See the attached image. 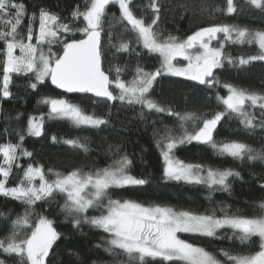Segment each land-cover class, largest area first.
<instances>
[{
	"label": "snow or ice",
	"instance_id": "obj_1",
	"mask_svg": "<svg viewBox=\"0 0 264 264\" xmlns=\"http://www.w3.org/2000/svg\"><path fill=\"white\" fill-rule=\"evenodd\" d=\"M84 7L76 5L70 13L71 22H64L58 13L42 5H33L29 13L28 6L22 0H0V100L12 98L10 90L13 75L24 76L29 80L28 87L36 90L46 80H50L59 89L68 93H93L96 98L121 105L141 109L138 114L145 119V112L166 114L176 118V125H163L156 128L153 121L154 138L163 158L161 180L165 182H183L201 185L208 189L211 200L215 192L233 191L235 180L244 181L240 171L219 169L203 164L188 163L175 155V150L195 142L211 148L218 156L231 157L241 163L259 161L264 164V147L253 148L240 140H217L218 125L226 117H235L245 134L254 133L257 128L264 131V92L250 91L234 84L224 82L215 75L217 70L243 67L254 61H264V29L250 30L234 24H210L200 27L185 39L163 36L155 30L160 20L161 4L159 0H150L148 7L153 11L150 22L143 16L137 17L133 11V0H83ZM248 3L264 13V0H248ZM116 5L120 11L118 22L124 25V31L134 33L137 45L146 49L145 55L158 54L159 67L146 70L137 63L131 80L121 79L127 65L115 66L114 77L103 68L105 57L104 41L117 53L133 52L132 42L118 40L113 42L112 24L108 30L105 21L110 6ZM226 12L236 13L234 0H226ZM181 7H187L182 5ZM215 11H223L216 9ZM113 19H116L115 14ZM25 17L29 22L23 25ZM82 23L83 26H74ZM23 25V28H22ZM77 34L81 38H76ZM222 34V35H221ZM213 41L217 46H213ZM224 42L232 44H256L258 53L245 58H233L224 51ZM58 47L59 52L53 51ZM19 50V55H17ZM139 58L140 53H136ZM177 57H183L187 63L178 66ZM165 75L186 77L208 89L223 87L226 96L216 93L218 107L222 111L206 113L202 117L195 113H180L165 106L152 97L158 78ZM115 88V94L113 91ZM49 105L47 119H68L77 128L100 129L109 126L107 117L86 114L78 105L65 99L44 97L40 101ZM259 109V118L252 109ZM17 113L15 119H19ZM45 116H30L26 131H16L18 143L0 144V196L12 198L24 205L23 214L14 219L9 213L0 212V218L9 221L6 236L0 238V255L15 258L16 264H48L53 246H58L62 234L57 231L54 221L47 216L35 213L40 203L55 200L57 195L64 196L61 211L65 219H71L77 230L82 224L102 230L107 234L101 244L95 245L112 257L110 264H264V198L253 204L254 214L244 215L239 210L232 211L231 205L198 213L188 209H178L166 204H144L133 199H113L115 190H135L137 186L152 182L151 174L137 177L132 174V159L123 152L120 145H111L109 151L112 163L103 168L90 171L74 169L67 174L53 173L55 179L48 180L43 165L28 164L22 169V177L14 186H9V177L13 167L22 156L33 154L23 147L25 136L42 137L44 135ZM189 121L197 125L189 131ZM7 134L8 129H4ZM53 141H57L55 136ZM63 143L73 149L88 152L87 137L66 139ZM51 172V170H48ZM37 179L39 183L37 184ZM264 190V184L261 185ZM99 211V215L89 216V210ZM219 211L220 215H217ZM33 214L38 216L32 224ZM218 232L227 233L228 239L239 241L249 247L257 241L259 250L233 252L220 249L219 254L204 247L181 239L178 233H190L194 236L223 238ZM54 254V252H53ZM77 264H81L79 253H70ZM123 257V259H121ZM0 264H7L0 259ZM91 264H104L96 260Z\"/></svg>",
	"mask_w": 264,
	"mask_h": 264
},
{
	"label": "trees",
	"instance_id": "obj_2",
	"mask_svg": "<svg viewBox=\"0 0 264 264\" xmlns=\"http://www.w3.org/2000/svg\"><path fill=\"white\" fill-rule=\"evenodd\" d=\"M28 6L29 13L34 11L33 5H42L58 13L64 22H71L70 13L76 5L81 9L84 7L83 0H22ZM150 0H133V11L137 17L143 16L146 23L153 17V11L148 7ZM161 4L160 20L155 26V30L163 36L169 34L181 39L191 35L200 27L210 24H234L240 27H247L250 30L264 29V13L248 3V0H234L237 12L228 14L226 12V0H159ZM186 5L187 7H181ZM221 9L223 11H215ZM115 14L116 19H113ZM120 11L118 6L113 5L108 9V16L105 21V29L108 30L109 22L112 24L113 42L126 40L132 42L133 52L117 53L115 49L109 47L107 40L104 41L105 57L103 68L109 73L110 78L114 77V67L119 65L127 70L121 79L131 80L133 70L137 63L146 70H154L159 67L158 54L145 55L146 49L142 50V45L135 43L134 33L124 31V25L118 22ZM28 18L25 17L23 25H27ZM22 25V28H23ZM74 26L81 27L82 23ZM222 35V34H221ZM76 38H81L77 34ZM214 46L217 42L213 41ZM0 47L3 44L0 43ZM59 52V48H54ZM224 51L227 55L237 58L240 56L256 55L258 45L256 44H232L224 42ZM136 53H140L139 58ZM215 75L224 82L234 84L238 87L250 91L264 92V61H254L243 67H232L225 63V68L217 70ZM2 81V72H0ZM29 80L24 76L13 75L10 90L13 97L0 100V144L11 142L18 143L16 131H26L30 116L43 114L44 135L42 137L25 136L23 147L30 151L31 157L22 156L18 160L20 168L13 167V173L9 177V185H14L22 177V169L28 164L43 165L46 173H68L74 169H82L87 172L94 168H103L112 163L113 157L109 151L111 145H120L123 152L133 161L131 172L137 177H147L151 174L152 182L148 185L137 186L135 190H115L111 193L113 199H133L144 204H166L178 209H188L198 213L206 210L223 207L226 203L231 205V210H239L241 214L253 215V204L264 198V164L259 161L243 163L231 157L218 156L211 148L198 145L195 142L182 145L175 150V155L185 162L203 164L214 168H232L241 172L244 181L235 180L232 194L226 192H215L211 200L208 198V189L201 185L185 184L183 182H165L160 179L163 168V158L154 138L153 121H156V128L163 125H176V118L166 114L147 113L145 119L138 115L141 111L139 106L132 108L121 105L119 102L101 100L90 96L87 93L66 94L54 88L49 80H46L38 89L33 90L27 85ZM115 94V88L113 86ZM226 96L227 90L223 87L208 89L199 85L196 81L188 80L186 77H176L165 75L158 78L154 85L152 97L161 104L171 107L173 110L185 113H195L202 117L204 114L222 111L223 107H218L216 93ZM51 97L65 99L68 102L78 105L86 114L107 117L109 126H101L100 129L77 128L68 119H47L50 110L49 105L40 103L42 98ZM259 118V109H252ZM17 113L22 115L17 120ZM189 131L197 127L192 121L186 125ZM8 129V133L4 129ZM217 140H240L251 145L253 148L264 147V131L257 128L254 133L245 134L239 120L235 117H226L221 125H218V134H214ZM55 136L57 141H53ZM87 137L88 152L73 149L70 145L63 143L66 139ZM3 156L0 154V163ZM48 170H51L49 172ZM37 179V184H38ZM64 204V196L57 195L55 200L48 203L38 202L35 213L54 221V226L62 234L58 241V246H53L50 252L48 264H77L74 256L70 253H79L82 258L81 264H91V261L104 262L110 264L112 257L101 249L95 247L101 244L107 234L102 230L91 228L82 224L79 230L73 227L71 219H65V214L61 211ZM14 219L17 214H23L24 205L12 198L0 196V212L9 213ZM33 214L31 223L38 220V216ZM96 214V210L90 209L89 216ZM217 215H220L217 211ZM9 221L0 218V238L7 235ZM181 239L187 240L206 250L217 254L219 259H224L219 254L220 249L232 250L233 252H243L259 250L258 238H253L257 242L249 247L239 244L235 239H228L224 232H218V236L223 238H209L194 236L190 233H178ZM0 259H5L7 264H16L15 258L0 255ZM123 259V257H121ZM159 264H169V262H159Z\"/></svg>",
	"mask_w": 264,
	"mask_h": 264
},
{
	"label": "rangeland",
	"instance_id": "obj_3",
	"mask_svg": "<svg viewBox=\"0 0 264 264\" xmlns=\"http://www.w3.org/2000/svg\"><path fill=\"white\" fill-rule=\"evenodd\" d=\"M185 39V38H184ZM213 46H214V44H213ZM53 51H55V49H53ZM17 55H19V50H17ZM175 63H177V65L178 66H184L186 63H187V61L186 60H184V58L183 57H177V60L175 61ZM228 94V93H227ZM57 99H59V98H57ZM75 105V104H74ZM40 115H38L37 117H39ZM69 173V172H68ZM64 174H67V173H64ZM46 176H47V179L48 180H53V179H55V176L51 173H46ZM0 178H2V176H0ZM38 183H39V181H38ZM9 186H14V185H9ZM147 205V204H146ZM100 214V212L99 211H96V214L95 215H99Z\"/></svg>",
	"mask_w": 264,
	"mask_h": 264
},
{
	"label": "water",
	"instance_id": "obj_4",
	"mask_svg": "<svg viewBox=\"0 0 264 264\" xmlns=\"http://www.w3.org/2000/svg\"><path fill=\"white\" fill-rule=\"evenodd\" d=\"M49 82H50V84L54 87V88H56V89H58L59 91H61V92H63V93H66V94H69V95H72V94H78L79 92H74V93H68L65 89H59L58 87H56L55 85H53L52 83H51V81L49 80ZM198 83V82H197ZM87 94H89L90 96H93V97H95V95L93 94V93H87ZM96 98V97H95ZM110 102V101H109ZM113 102H110V104H112Z\"/></svg>",
	"mask_w": 264,
	"mask_h": 264
}]
</instances>
